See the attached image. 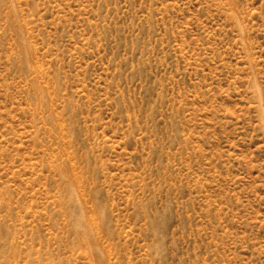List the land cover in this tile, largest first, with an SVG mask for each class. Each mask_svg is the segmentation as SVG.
Wrapping results in <instances>:
<instances>
[{
  "label": "rangeland",
  "instance_id": "1",
  "mask_svg": "<svg viewBox=\"0 0 264 264\" xmlns=\"http://www.w3.org/2000/svg\"><path fill=\"white\" fill-rule=\"evenodd\" d=\"M0 264H264V0H0Z\"/></svg>",
  "mask_w": 264,
  "mask_h": 264
}]
</instances>
